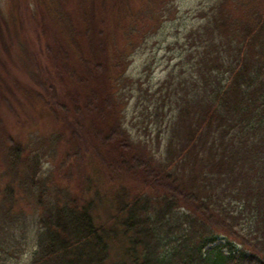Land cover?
<instances>
[{
	"label": "trees",
	"instance_id": "16d2710c",
	"mask_svg": "<svg viewBox=\"0 0 264 264\" xmlns=\"http://www.w3.org/2000/svg\"><path fill=\"white\" fill-rule=\"evenodd\" d=\"M63 4L70 137L1 136L0 264H264V0H205L172 39L176 0L125 4L122 47Z\"/></svg>",
	"mask_w": 264,
	"mask_h": 264
},
{
	"label": "rangeland",
	"instance_id": "374dc122",
	"mask_svg": "<svg viewBox=\"0 0 264 264\" xmlns=\"http://www.w3.org/2000/svg\"><path fill=\"white\" fill-rule=\"evenodd\" d=\"M160 1L162 0H158ZM47 2L52 5L42 6L39 0H0V142L1 136L10 135L28 146L31 144L32 135L39 136L45 150L51 135L53 143L56 133L61 132L66 138L70 137V132L60 127L61 124L72 120L73 107L64 109L58 104L68 102V95L74 88V85L59 74L55 67L57 61L52 59L54 53L50 54V48L56 49L58 43L65 44L66 52L71 51L66 47L67 41L58 34V31H61L55 19L58 18V0ZM143 2L144 0H106L104 4V0H82L79 6V0H65L62 11L69 15L74 31H83L90 23L88 19H84L85 16L97 20L100 16L104 17L107 32L114 37L116 44L122 47L124 40L120 27L124 26V6L127 4L129 8L138 11L144 6ZM204 2L205 0H176L179 17L165 23L166 32L163 37L172 39L176 29L180 30L182 36L192 24H197L195 9L203 6L201 4ZM45 18L47 20H44ZM66 23L69 24L67 21ZM173 28L175 30H172ZM42 30L45 32L43 38ZM77 43L85 49L81 39ZM50 44L52 47L48 46ZM134 57L133 68L138 71L140 67L141 70V56L135 54ZM69 59L76 65L77 56L74 58V51L70 53ZM166 62V52L161 51L158 53L153 76L156 81L166 74ZM50 104L54 109L49 111ZM56 147L61 161L65 154L64 148L59 144ZM44 160L51 161L47 156ZM44 167L48 171H60L52 166L51 162L46 163ZM64 177L65 174H62L61 178Z\"/></svg>",
	"mask_w": 264,
	"mask_h": 264
}]
</instances>
